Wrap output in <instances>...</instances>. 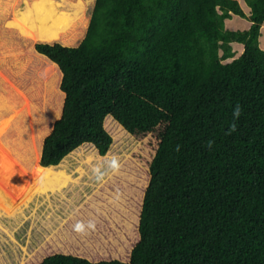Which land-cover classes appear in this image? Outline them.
Here are the masks:
<instances>
[{
  "label": "trees",
  "instance_id": "16d2710c",
  "mask_svg": "<svg viewBox=\"0 0 264 264\" xmlns=\"http://www.w3.org/2000/svg\"><path fill=\"white\" fill-rule=\"evenodd\" d=\"M36 49L65 101L48 169L16 174L66 181L80 144L107 153L108 114L138 143L20 264H264V0H95L78 45Z\"/></svg>",
  "mask_w": 264,
  "mask_h": 264
},
{
  "label": "rangeland",
  "instance_id": "374dc122",
  "mask_svg": "<svg viewBox=\"0 0 264 264\" xmlns=\"http://www.w3.org/2000/svg\"><path fill=\"white\" fill-rule=\"evenodd\" d=\"M94 3L95 0L89 5L86 14L88 19L85 27L80 29V39L87 31ZM11 11L12 9H7L8 14ZM17 33L0 15V59L8 58L0 66V87L4 86V90L9 88L5 84L15 78L20 90L25 91L18 93L13 89L10 100L16 106L10 117L0 115V135L24 156L17 159L13 153V162L0 158V216H6L5 219L9 222L16 219L19 221L10 227L8 237L4 230L0 231V264H20L27 255L23 259L20 255L17 257L16 252H21L19 246L36 238L39 243L44 241L138 143L122 126L115 121L114 123L112 116L108 114L104 118V126L112 135V142L107 153L100 154L92 143L84 142L60 163L68 174L66 181L45 188L39 184L34 186V180L30 179L34 173L31 172L30 177L24 181L18 179L14 171H21L24 165V162L17 161L19 159L26 158L37 170L38 176L48 169L49 165L40 164L42 140L51 130L57 116L53 118L54 110L60 114L59 107L64 94L60 89L62 73L59 66L53 67L46 60L28 61L22 36L19 37ZM40 42L43 43L36 41L28 45L34 47ZM55 42L57 41L48 43ZM24 106L28 108L21 109ZM8 107L13 108V105ZM12 214L13 217L10 216ZM13 250L16 252H11Z\"/></svg>",
  "mask_w": 264,
  "mask_h": 264
},
{
  "label": "bare ground",
  "instance_id": "6f19581e",
  "mask_svg": "<svg viewBox=\"0 0 264 264\" xmlns=\"http://www.w3.org/2000/svg\"><path fill=\"white\" fill-rule=\"evenodd\" d=\"M92 2L93 0H0V15L8 26L19 33V37L22 36L28 61L46 60L53 67H57L55 62L37 52L28 43L57 41L64 45L77 44L81 40L80 29L86 25V14ZM7 9H12L11 15L7 13ZM7 60L8 58L2 57L0 66ZM16 83L18 81L11 78L10 83L5 84L9 88L4 90V86L0 87V115L7 118L16 106L10 100L12 90H17L18 93L24 91ZM10 104L13 108L8 107ZM27 108L24 106L21 109Z\"/></svg>",
  "mask_w": 264,
  "mask_h": 264
},
{
  "label": "crops",
  "instance_id": "0c3cea01",
  "mask_svg": "<svg viewBox=\"0 0 264 264\" xmlns=\"http://www.w3.org/2000/svg\"><path fill=\"white\" fill-rule=\"evenodd\" d=\"M14 172H15V174L18 173V171H14ZM16 175H17V178L18 179L21 178L23 181H24V179H27V177L24 176V175H21V174H16ZM4 179L5 178H3V180ZM26 185H27V183H26ZM21 194L24 195V193H21ZM20 208H22V207H20ZM10 216L13 217V214L10 215ZM5 218H6V216H4V215L3 216H0V231H1V229L4 230L5 236L8 237V234H9L8 232H10V227H12V225L14 223H17L19 221H17V219H16V221L9 222V220L8 219L6 220ZM9 219H10V217H9ZM33 233L34 232L32 231V234ZM33 236H34V234H33ZM36 239H34L33 241H31L30 243H27L25 245H20L19 248L21 249V252H19V251L16 252L15 250H13L11 252H13V253L16 252L17 253V257H19V255H20V258L23 259L24 255H27L28 256L41 243V242L39 243V241L36 240Z\"/></svg>",
  "mask_w": 264,
  "mask_h": 264
},
{
  "label": "water",
  "instance_id": "95a60500",
  "mask_svg": "<svg viewBox=\"0 0 264 264\" xmlns=\"http://www.w3.org/2000/svg\"><path fill=\"white\" fill-rule=\"evenodd\" d=\"M81 40H82V39H81ZM46 43H48V42H46ZM78 44H79V43H78ZM78 44H77V45H78ZM34 48H35V50H36L37 52H39V51L36 49V44L34 45ZM39 53H41V52H39ZM41 54H43V53H41ZM43 55H45L49 60L53 61V60L50 59L46 54H43ZM53 62H54V61H53ZM55 63H56V62H55ZM56 64H57V63H56ZM60 71H61V69H60ZM61 73H62V71H61ZM61 76H62V75H61ZM60 83H61V81H60ZM60 89H61V88H60ZM61 90H62V89H61ZM62 93L64 94V97H63V99H62V103L60 104V107H59V109H60V114H58V113L54 110L52 116H53V118H54L56 115H57V116H56V118L53 120L52 127H51V130L49 131V133L52 131V129H53V127H54V123H55V121L61 117L62 112H63V106H64V101H65V92L62 90ZM57 107H58V106H57ZM49 133H48V134H49ZM48 134H46L45 137H46ZM45 137H44V139L42 140L43 143H44ZM43 143H42V147H41V148H43Z\"/></svg>",
  "mask_w": 264,
  "mask_h": 264
},
{
  "label": "clouds",
  "instance_id": "9594fccd",
  "mask_svg": "<svg viewBox=\"0 0 264 264\" xmlns=\"http://www.w3.org/2000/svg\"><path fill=\"white\" fill-rule=\"evenodd\" d=\"M236 114L238 115V112H236ZM82 227H83L82 225H79V224L77 225V228H78V229H80V228H82Z\"/></svg>",
  "mask_w": 264,
  "mask_h": 264
}]
</instances>
